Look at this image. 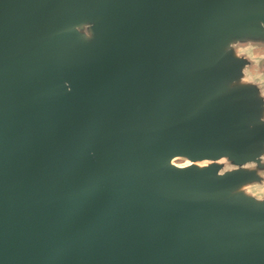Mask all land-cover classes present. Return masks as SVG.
Segmentation results:
<instances>
[{"label": "water", "instance_id": "95a60500", "mask_svg": "<svg viewBox=\"0 0 264 264\" xmlns=\"http://www.w3.org/2000/svg\"><path fill=\"white\" fill-rule=\"evenodd\" d=\"M263 186L264 0H0V264H264Z\"/></svg>", "mask_w": 264, "mask_h": 264}, {"label": "rangeland", "instance_id": "374dc122", "mask_svg": "<svg viewBox=\"0 0 264 264\" xmlns=\"http://www.w3.org/2000/svg\"><path fill=\"white\" fill-rule=\"evenodd\" d=\"M251 52H253L252 54L254 55V56H256V57H259V55L261 54L259 51H251ZM260 53V54H259ZM254 72V74L256 73L255 71H253ZM254 74H249V76L252 78V77H254L255 75ZM257 74V73H256ZM174 163H176V164H178V166H182V165H188L189 163L188 162H186L185 160H183V159H176L175 161H174ZM232 168V165H229V164H227L226 162H223V170H227V169H231ZM254 192L256 193V194H258V195H264V186L263 187H258V188H255L254 189Z\"/></svg>", "mask_w": 264, "mask_h": 264}]
</instances>
